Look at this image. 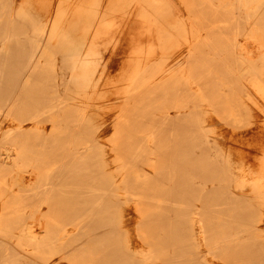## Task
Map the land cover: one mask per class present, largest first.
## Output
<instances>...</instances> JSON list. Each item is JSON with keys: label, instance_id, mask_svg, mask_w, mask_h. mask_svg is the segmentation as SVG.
<instances>
[{"label": "rangeland", "instance_id": "rangeland-1", "mask_svg": "<svg viewBox=\"0 0 264 264\" xmlns=\"http://www.w3.org/2000/svg\"><path fill=\"white\" fill-rule=\"evenodd\" d=\"M31 1L35 3L33 10L46 14L39 5L45 0ZM19 3L20 0H15V12ZM129 3V0H104L99 14L95 15L97 10L88 0H78L69 20L63 24L64 30L72 34L74 44L66 47V50L70 49L67 54L57 50L55 60H43L41 73L33 78L28 88L30 92L26 93L27 112L36 108L42 110L56 95V90L63 103L72 107L87 106L88 117L92 116L90 123H84L83 119L73 115L75 109L68 108L65 110L67 117L62 118L53 131L54 124L43 119L46 131L39 132L41 139L36 143L41 145L46 157L38 159L42 162L39 166L42 171L61 170L60 179L55 173V193H51L48 200L51 203L41 205L43 211H51L47 217L51 232L54 235L56 228L70 223L68 229L74 231L72 223L90 216L91 243L84 244L85 240H80L66 247L72 252L71 257L76 253L77 264H264V180L249 182L241 179L240 170L228 165L212 140L222 138L225 125L227 131L233 128L230 121L221 118L220 112H223L217 104L212 109L210 94L219 91L218 86L214 83L211 86L209 77L156 74L151 80L154 85L141 86L137 96H133L129 90L138 76V61L130 55L127 44L126 7ZM208 10L205 8L204 12ZM201 12V7L193 12L202 18L199 27L214 24L208 19L209 13ZM13 17L16 51L9 61L10 71L0 86V139L24 119L19 117L20 110L14 113L1 108L3 104H9L6 99L19 96L22 90L17 85L20 75L14 64L18 65L24 55L27 58L38 40L49 43L47 35L35 34L30 22L20 19L17 12ZM129 26L131 32L136 31L134 22L131 21ZM45 31L47 34V28ZM225 78L230 80L231 86L239 79L245 85L244 89L249 86L245 77ZM231 86L221 89L238 113L235 127L240 132H251L264 114L246 97L240 100L243 97L240 88ZM182 88L198 90V93L180 103L186 108L180 109L184 116L178 117L179 110L174 105L180 96L178 89ZM14 89L17 93H13ZM97 89L102 96L94 95ZM150 102L155 103L154 110H148ZM211 112H215L214 119L210 117ZM25 125L29 130L34 121ZM15 137L22 138L21 134ZM149 138L154 139L148 142ZM83 140L103 145L106 159L94 148L80 160L76 145ZM32 143H35L34 139ZM181 143L185 152L180 150ZM185 157L192 160L190 167H186ZM261 159L264 161L263 151ZM13 174L15 178L16 172ZM119 177L122 180L116 185ZM12 188L16 193L23 194L22 190L27 193L19 183H14ZM98 193H105L104 197L98 198ZM28 195L30 197L22 198L25 203L18 207L33 211L36 207L33 203L41 198L34 196L33 191ZM96 201L103 205L94 213H88ZM124 216L129 220L128 240L132 251L128 250L127 237L118 227ZM157 233L162 234L158 237ZM167 233L173 237L171 241ZM14 234L0 233V243H8L11 263L19 264L15 259L22 250ZM215 243L220 248L211 247ZM98 247H101L100 254L95 252ZM141 249H146L147 255L134 252ZM59 250L58 255L43 252L22 264L74 263L65 258L67 254L63 248ZM92 251L89 258L83 259L88 255L84 253Z\"/></svg>", "mask_w": 264, "mask_h": 264}, {"label": "bare ground", "instance_id": "bare-ground-1", "mask_svg": "<svg viewBox=\"0 0 264 264\" xmlns=\"http://www.w3.org/2000/svg\"><path fill=\"white\" fill-rule=\"evenodd\" d=\"M77 1L45 0L39 3L43 7L42 11L46 13L41 15L33 10L34 2L20 0L16 11L20 19H26L30 22L34 27L35 34L41 37L47 35L49 41V43H44L41 39L38 40L32 46L28 57L22 56L19 64L16 65L15 63V66L13 65L20 75L17 85L22 87V90L19 92V96L14 95L10 96V99H6L9 104L5 103L1 107L2 110L8 108L10 112L14 111V113L20 110L19 117L20 119L24 118L21 122H18L16 129L6 131L0 139V233H6L9 236L10 233H16L14 235L22 250V252L18 251V255H16L18 258L15 259V262L19 264L31 261L35 255H40L43 252L58 255L61 252L60 248H63L64 254H67L65 256L67 260L71 259L70 261H74L73 264H77L76 253L75 256L71 257L72 252L70 250L68 252L66 247L73 246L80 240H85L84 244L91 243L89 238L91 232L88 227L90 216L72 223L74 231L68 229L70 223L65 224V227L63 225L61 228H56L54 235L51 232L52 228L47 222V217L51 211H43L41 205L51 203L48 200L52 197L51 193H55L54 179H57L55 173L59 174L60 179L61 170H41L39 165L42 162L38 159H41L42 156L46 157V154L42 153L41 145L36 142L41 139L39 132L46 131L43 119H49L54 124L53 131L59 121L67 117L65 110L68 108L75 109L73 115L80 120L83 119L84 123H90L92 116L90 114L88 117L89 114L85 110L87 106L84 107L80 104V106L72 107L70 104L63 103L60 97L57 96L58 92L56 90V95L51 97L47 101V105L43 107L46 109L41 108L42 110H38L36 108L32 112L26 111V93L30 92L28 88L31 86L33 78L41 73L43 60L51 61L54 59L57 50L67 54L66 52L70 49L66 50V47L74 44L72 34L64 30L66 27L63 24L69 20ZM88 2L97 10L95 15H98L100 7L104 5V0H88ZM129 2V5H126L127 44L130 55L138 61V68H136L138 76L133 82L132 89L129 90L130 93L133 92L132 94L135 96L138 90H141L139 89L141 86L154 85L151 80L156 74L166 76L172 74L180 77H209L212 79L211 86L214 83L219 88V91L210 94L212 109H215L217 104L223 112H220L223 116L221 118H226L233 127L227 131L225 125L224 132L221 131L222 138L212 139L213 142L222 151L228 165L240 170L241 179L249 182L263 181L264 161L261 159V154L262 151L264 152V115L251 132L238 131L235 127L237 123H234L238 120V113L227 101L226 93L221 88L231 86L230 80L225 77L233 75H236L237 78L245 77L246 82L249 84L247 88L244 89L245 85L240 79L231 87L240 88V92L243 93L240 100L246 97L254 108L259 109L264 114V0H129ZM15 5V0H0V86L3 78L10 71L9 65L11 63L9 61L16 51L13 45L14 35L12 33L16 24L13 17V14L16 13L14 10ZM29 7H31V10ZM197 7L203 9L202 14L209 13L211 16L208 19H211L214 24L199 27L198 23L202 18L193 13ZM205 8L209 9L208 12H204ZM39 10H41V7H39ZM131 21L134 22L135 32L130 31L129 23ZM107 24L110 26L111 21L109 20ZM45 28H47V34ZM52 45H55V47ZM18 52L23 53V51ZM13 93H17L15 89ZM178 93L180 96L176 100L177 105H174V107L179 110L177 116L183 117L184 115L180 112V109H184L186 106L180 103L196 97L198 90L182 88V90L178 89ZM94 95L102 96V93H99L97 89ZM70 99L76 100L72 97ZM147 107L148 110H154L156 105L154 102H150ZM214 113H210L212 119H214ZM6 116L12 119L10 114H6ZM28 121H34V125L31 129L26 130L25 123ZM216 131L209 130V132L214 133ZM20 134L21 139L15 137ZM32 139L35 141L34 144ZM153 139L149 138L148 142H152ZM246 147H249V149L245 150ZM94 148L99 149L103 159H106L103 145L101 146L97 142L89 144L85 140L76 145V155L80 160H83ZM180 150H183L182 143ZM191 161L189 157L186 158V167H190ZM104 163L108 165L106 160H104ZM14 172L17 174L15 178L12 177ZM121 180L122 178H117L116 185ZM14 183H19V185L25 187L27 193L25 194L24 190L21 191L23 194L16 193L12 188ZM31 191L34 192V196L41 198L40 201L33 203L36 205L35 209L31 211L22 206L18 207L25 203L22 198L30 197L28 193H31ZM104 194L98 193L97 197L102 198ZM102 205L103 202L96 201L93 208L88 209V213H94ZM29 214H31L29 217H25ZM125 216L120 219L118 227L119 231L121 230L127 237L128 250L132 251L130 240H128L130 235L129 220ZM11 220L15 223L13 224ZM159 222L164 223L163 220H159ZM136 228L138 231L139 224ZM157 234L160 237L159 234L162 233ZM168 237L170 236L167 233ZM172 238L170 237V241ZM175 242L177 243V241ZM196 244L199 245L197 242ZM0 246H3V259L0 264H12V254L8 243L4 242ZM213 246L214 249L215 247L220 248L218 243L211 245V247ZM98 248L95 252L100 254L101 247ZM207 249L212 251V248ZM145 251L147 250L145 249ZM145 251L143 249L134 250L138 255L141 253L147 255ZM93 252L84 253L88 255H84L83 259L89 258V254L92 255Z\"/></svg>", "mask_w": 264, "mask_h": 264}]
</instances>
